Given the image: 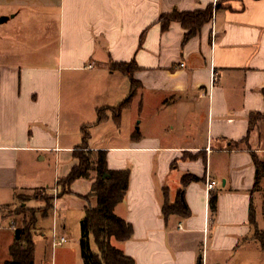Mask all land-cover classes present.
I'll list each match as a JSON object with an SVG mask.
<instances>
[{
  "label": "crops",
  "instance_id": "0c3cea01",
  "mask_svg": "<svg viewBox=\"0 0 264 264\" xmlns=\"http://www.w3.org/2000/svg\"><path fill=\"white\" fill-rule=\"evenodd\" d=\"M224 1L0 0V19H8L0 24V264L11 261L18 216L10 210L17 209L20 193L51 190L40 173L30 174L29 161L54 158L59 192L58 182L79 164L74 153L84 130L112 122L122 128L129 112L134 121L125 145H95L89 131L90 150L108 153L110 171H131L127 198L115 213L133 227L134 237L112 245L136 264H225L226 254L257 243L250 220L256 209L253 156L261 161L264 153V120L251 132L250 118L264 116V0ZM220 3L224 9L186 45L181 25L163 33L159 24L165 14ZM132 62L140 68L139 95L120 125L112 116L97 125L100 110L118 108L107 99L131 93V84L121 92L119 77H125L110 66ZM94 86L97 94L87 95ZM176 174L180 187L173 196ZM185 177L199 180L185 190L192 216L165 220L163 192L174 204ZM211 183L217 186L209 192ZM91 184L66 198L76 204L82 224L89 204L79 197L91 194ZM212 194L218 196L217 220ZM36 203L34 210L44 207ZM66 210L64 200H56L55 231L50 238L37 235L49 242L52 260L46 264H85L82 237L79 252L77 245L68 247L67 228H57ZM9 218L16 222L7 228ZM62 238L69 243L55 247Z\"/></svg>",
  "mask_w": 264,
  "mask_h": 264
},
{
  "label": "trees",
  "instance_id": "16d2710c",
  "mask_svg": "<svg viewBox=\"0 0 264 264\" xmlns=\"http://www.w3.org/2000/svg\"><path fill=\"white\" fill-rule=\"evenodd\" d=\"M243 0H225L223 3L242 2ZM261 1V0H254ZM224 8L222 3L218 4L216 9L210 6L205 11L194 13H181L174 11L172 14L163 15L159 24L163 33H167L173 24H179L187 32L184 44L195 39L202 30L210 25L215 16V12H220ZM228 10V9H227ZM112 73H118L130 81L131 93L128 99L117 109H104L98 113L97 125L102 126L109 122L112 116L114 122L120 125L123 113L130 110L134 99L139 95L141 85L135 80V75L140 72L139 66L132 62L130 64H116L110 66ZM264 95V90L262 92ZM264 120V116L252 115L250 118L251 132L259 127ZM90 134L87 129L84 130L83 144L74 153V158L78 161V166L73 168L68 178L58 182L60 193L54 198H49L46 208L41 212L29 209H20L17 216H23L22 228L16 229L15 242L10 249L11 261L8 264H36V237L37 216L42 214L48 216L54 210L56 200H61L67 196H73L72 187L79 181L93 182L92 192L88 197H79L89 204L86 209V217L83 222V234L81 238V251L85 264H136L134 260L128 258L123 252L116 249L112 242L127 243L134 237V229L126 221L117 217L115 211L122 205L128 195L131 171H110L108 167L107 152H92L89 148ZM256 168L257 178L253 195L264 193L260 189L261 181L264 179V163L257 156H253ZM184 188L179 192L178 198L174 204H171L167 191H164L165 204L163 207V216L165 220L171 217H179L183 220L191 218V211L187 206L185 199L186 188L198 183L199 180L194 177H185ZM92 201H96V207H91ZM211 212L216 214L218 211V196L212 194L210 197ZM264 212V207H263ZM251 224L256 227L255 241L260 245L264 253V231L257 226V213L254 205L251 207ZM93 236L98 248V254L94 253L90 237ZM199 264H203L202 261Z\"/></svg>",
  "mask_w": 264,
  "mask_h": 264
},
{
  "label": "rangeland",
  "instance_id": "374dc122",
  "mask_svg": "<svg viewBox=\"0 0 264 264\" xmlns=\"http://www.w3.org/2000/svg\"><path fill=\"white\" fill-rule=\"evenodd\" d=\"M217 7V6H216ZM215 7V8H216ZM121 78V81L118 84V88L121 89V92L124 88L128 89L130 87V83L128 80H126L123 77ZM92 86V85H90ZM65 87V86H64ZM93 87V86H92ZM96 86H94V91L92 92V88L88 89L86 92H89V96H92L97 92L95 90ZM93 93V94H91ZM127 95V94H126ZM122 99V100H121ZM126 101L127 98H122L118 96V98L109 100L107 99L108 103H113L114 105H119V101ZM64 101L68 102V93L67 90L64 89ZM122 102V103H124ZM117 103V104H116ZM112 104V105H113ZM86 113V119H90L91 115L88 116V108H85L82 110ZM132 113H126L124 116V123L121 125L122 128L117 127L113 122L109 124L106 127H101L97 130L90 129V133L92 135V142L95 145H100L103 140L107 142V145H112V143H117L120 145H125L126 141L128 139L129 133L132 128V122L134 121ZM93 119H96V116L93 117ZM98 120V117L96 119V122ZM88 121V120H87ZM92 121V120H91ZM90 123V122H88ZM140 122L137 123L139 125ZM140 129V126H136V131ZM121 134V135H119ZM264 134V131H263ZM262 148L264 149V138L262 142ZM264 151V150H263ZM259 158L261 159V162L264 163V153L259 154ZM39 163L37 165L34 164L33 161H29L30 167L28 168L31 175H37L41 174L42 177H44L45 181H48L46 188L49 187L51 190L44 189L42 191H36V192H26V193H20V195H23L24 197L21 198V201L19 203L16 202L17 209L10 210V215L17 216L18 213H20V209H29L34 210L33 208H38V205L36 202L43 203L44 207L42 209L34 210L36 212H41L43 209L46 208V203L49 198L56 197L60 191L54 190L56 188V162L53 157L49 156L46 162H40L39 159H37ZM33 164V165H31ZM175 176H179V174L174 175V179H172L170 186L173 187V196L175 195L177 187H180L179 182L175 183ZM178 184V185H177ZM89 185L92 186L90 181H81L78 185H76L75 189H73V192L75 191H85L89 188ZM183 189V188H182ZM181 189V190H182ZM261 191L264 193V183H262L260 187ZM54 190V191H53ZM164 195V192H163ZM67 197L63 198L64 202L67 204V210L64 212H61L60 215L64 218H60L58 216V226L59 230L62 231L63 227L65 226L67 228L68 234L71 235L72 242L68 247L71 246H78L80 242V238L82 237V218H79V212L76 210V204H72L71 200H66ZM78 198V197H77ZM255 206H256V213H257V226L260 230L264 231V199L262 194H256L255 197ZM77 202V201H76ZM28 205V206H27ZM97 205L96 201L93 202V207L95 208ZM54 211H52L48 216L44 217L42 214H39L37 216L38 224V234L43 232L45 238H50L51 233L54 230V223H55V215ZM217 213L213 214L212 217L214 220H217ZM82 216V215H81ZM23 216H18L17 222H18V229L22 228L23 223ZM16 222L15 218H9L5 224L7 228H10V226H13L12 224ZM216 223V222H215ZM251 225V224H250ZM249 225V226H250ZM252 226V225H251ZM253 227V236L255 235L256 227ZM55 231V230H54ZM36 264H46L47 261L52 260V253L51 249L48 247L49 242H47L46 239H43L41 236L36 237ZM90 244L91 248L95 253H97L96 243L94 240V237H90ZM243 247V248H242ZM80 252V247H77ZM240 251L237 254H226V263L225 264H264V253L260 249V245L255 243H251V245H248L247 243L240 247Z\"/></svg>",
  "mask_w": 264,
  "mask_h": 264
},
{
  "label": "built area",
  "instance_id": "2783aa9c",
  "mask_svg": "<svg viewBox=\"0 0 264 264\" xmlns=\"http://www.w3.org/2000/svg\"><path fill=\"white\" fill-rule=\"evenodd\" d=\"M92 69V67H91ZM217 184L216 183H211L208 186V191H213L216 188ZM69 243V241L65 238H62L61 240H59V242L55 245V247H64L65 245H67Z\"/></svg>",
  "mask_w": 264,
  "mask_h": 264
},
{
  "label": "water",
  "instance_id": "95a60500",
  "mask_svg": "<svg viewBox=\"0 0 264 264\" xmlns=\"http://www.w3.org/2000/svg\"><path fill=\"white\" fill-rule=\"evenodd\" d=\"M8 22V19H0V24ZM82 230H83V224H82Z\"/></svg>",
  "mask_w": 264,
  "mask_h": 264
}]
</instances>
